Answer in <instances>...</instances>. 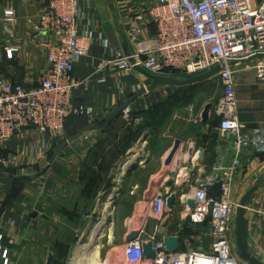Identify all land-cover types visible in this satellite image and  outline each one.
Wrapping results in <instances>:
<instances>
[{"label": "crops", "instance_id": "obj_1", "mask_svg": "<svg viewBox=\"0 0 264 264\" xmlns=\"http://www.w3.org/2000/svg\"><path fill=\"white\" fill-rule=\"evenodd\" d=\"M157 1L79 0L85 15L77 20V25L82 31H88L94 41L88 53L75 66V75L87 81L76 89L75 100L94 107L95 115L73 117L62 132L49 134L46 139L37 131L30 130L8 142L5 153L17 155V158L11 163V168L0 171V245L9 250L10 264H46L49 253H53V264L58 263V209L69 184L74 186L83 181L87 157L107 121L72 141L70 139L84 127L96 124L122 101L150 83L143 74L115 65L113 60L119 55L124 56L123 37L127 36L132 12L154 5ZM8 6L16 9L20 24L28 16L37 18L43 10V4L39 1L0 0V16ZM21 30L22 26L19 33ZM155 31L156 25L150 24L147 35ZM4 43L0 34L1 50ZM261 62L264 59L236 61L233 64L237 99L235 114L246 125L245 135L255 145H258L262 139L261 133H264V82L257 78L255 70ZM0 68V74L12 81L36 85L50 67L45 52L32 44L23 47L14 59L3 56ZM160 87L144 93L121 114L122 121L128 123L132 121L131 118L139 117L142 123L136 127L142 130L137 140L123 149L120 157L114 160L120 175L124 171V163L130 160L132 163L118 187L117 206L112 218L113 236L110 239L114 240L113 250H121L132 231H141L142 240H159L163 238L159 230L166 227L167 235L180 236V250L209 251L212 244V237L208 234L210 225H191L187 230L182 229L188 215V203H185L183 194L200 181L233 168L235 176L231 189L237 201L240 202L249 189L259 184L247 203L246 217L249 222V250L264 262V145L248 147L236 155L235 137L221 131V116L216 109L211 113L209 123L201 122L205 104L213 102L212 98L218 92L219 100L222 94L220 89L197 110L200 98L206 97L203 89L206 85L169 86L172 88L170 90ZM162 91L170 92L173 99L167 101L168 95H162L164 103L158 112L165 114L167 121L163 122L161 129L156 130L153 127L157 121H151L150 117L146 121L145 116L153 105L152 99ZM213 103L216 108V103ZM176 139L181 140V146L173 163L166 165L165 160ZM59 146L62 148L50 162L49 155ZM189 149H193L191 155ZM178 159L182 160V166L172 177ZM44 167L47 169L43 172L41 169ZM35 173L34 178H26ZM185 175H189L186 183L183 182ZM160 191L168 194L176 192L178 195L173 210H168L162 220L151 213L154 197ZM219 191L217 183L211 185L212 196H218ZM108 201L112 202V198L109 197ZM129 205H133L132 210ZM104 210V216H107L110 212L107 208ZM78 246L72 258L74 262L70 263L103 264L100 247L88 260H82ZM77 258H80L79 261ZM145 264H149L148 261Z\"/></svg>", "mask_w": 264, "mask_h": 264}, {"label": "built area", "instance_id": "obj_2", "mask_svg": "<svg viewBox=\"0 0 264 264\" xmlns=\"http://www.w3.org/2000/svg\"><path fill=\"white\" fill-rule=\"evenodd\" d=\"M34 1L41 2L43 10L37 18L26 17L22 25L12 6L5 7L0 16V34L5 42L4 51L0 49V64L3 56L14 59L23 47L34 44L45 52L50 67L36 85L12 81L0 74V171L11 168L17 158L4 151L13 137L34 130L46 139L49 134L62 132L72 116L95 115L94 107L75 100L76 89L87 83L75 75V66L94 41L88 31L77 25L85 15L79 0ZM130 18L126 38L137 64L151 73L181 79L220 65L221 69L206 81L216 83L222 93L215 108L221 116V131L235 137L236 155L248 147L264 145V133L255 145L245 135L246 125L235 114L237 99L231 65L232 61L264 53V0H158L132 12ZM150 24L156 25V31L147 35ZM113 62L134 70L125 55ZM255 70L257 78L264 82V62ZM234 176L233 168L225 169L183 194L185 203L194 202L192 209L187 207L191 225H210V250L170 253L163 238L149 239L156 252L149 264H250L236 250L234 219L240 202L232 195ZM214 183L220 190L216 197L210 194ZM169 195L162 191L156 194L153 217L162 220L166 216ZM146 241L125 244L115 264L147 263L143 248ZM0 264H10L9 250L2 245Z\"/></svg>", "mask_w": 264, "mask_h": 264}, {"label": "rangeland", "instance_id": "obj_3", "mask_svg": "<svg viewBox=\"0 0 264 264\" xmlns=\"http://www.w3.org/2000/svg\"><path fill=\"white\" fill-rule=\"evenodd\" d=\"M171 87L164 85L159 89L170 90L172 89ZM201 87H203V84H201ZM218 93H216V97L212 98V101L215 103L220 95ZM166 94L167 91H162L152 99L154 101L153 105L149 108V116H145L146 121L147 117H150L151 121H157L156 126L153 127L156 130L161 129L163 122L167 121L165 114L158 112L160 111L159 107L164 103L162 95ZM167 95L168 97L165 100L170 101L173 99L170 92ZM121 114L111 117L107 122L105 121V129L101 131L100 136L87 157L83 170V181L74 186L72 183L69 184L65 192L67 194L63 197L58 209L60 215H57L59 218V236L56 243L58 252L57 264H72L74 262L72 258L77 245H79L80 249L86 244L92 227L102 220L107 222L103 235L96 241L86 260L90 256L92 257L97 247H100V257L103 264H115L114 260L117 256L121 255L122 249L113 250L112 242L114 240H110L113 236L111 234L113 233L112 218L117 206V195L108 207L110 213L104 219L105 203L113 195L114 190L119 187L120 170L117 169L114 160L120 157L123 149L137 140L141 132L140 130H142L136 127V125L142 123L140 120L137 121L139 117L131 118L132 121L128 123L127 121H122ZM55 150L56 148L52 151L55 152ZM52 156L53 153L49 155V158L51 159ZM80 258H77V260L79 261Z\"/></svg>", "mask_w": 264, "mask_h": 264}, {"label": "water", "instance_id": "obj_4", "mask_svg": "<svg viewBox=\"0 0 264 264\" xmlns=\"http://www.w3.org/2000/svg\"><path fill=\"white\" fill-rule=\"evenodd\" d=\"M124 43H123V51L124 55L129 58V61L133 64L134 70L137 72L143 74L145 77H147L150 80V83L146 85L145 87H142L141 89L137 90L133 95L125 99L120 103L118 107H116L112 112L108 113L107 115L101 117L99 121L96 124L89 125L87 127H84L76 136H74L70 141L73 139H76L78 136L81 134L85 133L86 131L95 128L97 125L102 124L103 122L109 120L111 117L118 115L120 113L125 112L129 107L130 104L142 96L144 93L148 91L155 90L156 88L164 85H169V86H192V85H197L200 84L209 78L211 76L215 75L220 69L221 66L218 65L214 68H212L210 71L201 73L200 75H193V76H188L186 78H177L174 76H165V75H159V74H154L149 72L147 69H145L143 66L140 64H137L134 57L130 53V45L126 37H123ZM257 59H264V53H258L255 54L249 58L244 59L245 61H251V60H257ZM238 60V61H244ZM236 62L232 61L231 65ZM214 111V103L213 102H208L205 104L204 109L201 113V122L203 124H207L210 121L211 118V113ZM204 133H206V129H202ZM181 146V140L176 139L174 147L170 153V155L167 157L165 160L166 165H170L173 163V160L175 158V155L177 151L179 150ZM62 146H59L56 148L50 162H52L57 155V153L60 151ZM193 153V149H189V154L191 155ZM182 160L178 159L177 163L175 164V170L173 173H171L172 177H175V175L178 173L180 170V167L182 166L181 163ZM47 167H44L41 169V171H45ZM131 169V167H127L124 169L122 175H121V180L119 184H122L126 174L128 171ZM190 173V172H189ZM37 174H30L27 175L26 177L28 178H34ZM189 175H185L183 182L186 183L188 181ZM259 184L256 183L249 191H247L244 196L241 198L239 206L237 207L236 213H235V219H234V224H235V243H236V250L239 256L244 259L245 261L249 262L250 264H264L263 261L259 260L250 250H249V234H248V226L249 222L246 217V207L249 199L251 196L256 192L258 189ZM119 193V188L117 187L114 190L113 195L111 196L112 200H114L115 196ZM178 195L176 192H173L169 195L167 198V208L169 211H172L176 202ZM188 206L192 209L194 207V202L192 200L188 201ZM107 224V222L105 221ZM191 226V217L190 215H187L182 223V229L187 230ZM167 229L166 227H163L159 230L160 235L163 237L164 243L167 246L168 252L173 253L176 252L177 250H180L181 244H180V236L179 235H167L166 234ZM142 238V232L141 231H132L125 240V244H128L130 242H133L135 240H140ZM153 240H148L143 243V248H144V254L146 261H151L155 259L156 257V252L153 246ZM46 264H53V253H49L48 258H47V263Z\"/></svg>", "mask_w": 264, "mask_h": 264}, {"label": "bare ground", "instance_id": "obj_5", "mask_svg": "<svg viewBox=\"0 0 264 264\" xmlns=\"http://www.w3.org/2000/svg\"><path fill=\"white\" fill-rule=\"evenodd\" d=\"M133 159V158H132ZM128 160V159H126ZM133 161V160H132ZM136 162L139 163V161L137 160ZM131 160L124 163L123 165V169L131 166ZM141 164H144L143 162H140ZM121 178V175H120ZM111 202L107 201L106 204V208L108 209V207L110 206ZM106 211V210H105ZM106 216V215H105ZM104 216V217H105ZM105 219V218H104ZM106 227V223L105 220L100 221L99 223H97L96 225L94 224V226L92 227L90 233H89V238H88V242L86 244H84L80 249H79V256L81 257V259H85L87 257V255L90 253V251L93 249V247L96 244V241L99 239V237H101L103 235L104 232V228ZM92 244V245H91ZM91 245V246H90Z\"/></svg>", "mask_w": 264, "mask_h": 264}, {"label": "trees", "instance_id": "obj_6", "mask_svg": "<svg viewBox=\"0 0 264 264\" xmlns=\"http://www.w3.org/2000/svg\"><path fill=\"white\" fill-rule=\"evenodd\" d=\"M0 72H1V68H0ZM201 84L206 85V87L203 88V89L205 90L204 92L207 93V94H206V97L201 98L200 102L198 103V106L196 107L197 110H199V109L205 104V102L207 101V98H208L210 95H212L214 92L216 93L217 90L220 89V87H219L217 84H213V83L210 82V81H204V82H202ZM209 84H211V85H209ZM76 116H81V115H75V116L70 117V118L67 120L65 127L67 126L68 122H69L73 117H76ZM82 117H84V116H82ZM98 121H99V120H98ZM98 121H97V122H98ZM97 122H96V123H97ZM52 153L54 154V152H52ZM50 155H51V154H50ZM26 178H27V177H26ZM132 208H133V205H129V209L132 210Z\"/></svg>", "mask_w": 264, "mask_h": 264}]
</instances>
